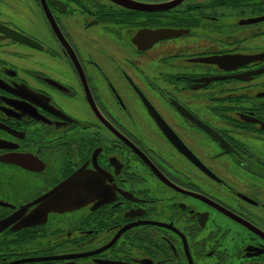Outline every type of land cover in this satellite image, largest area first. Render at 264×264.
I'll use <instances>...</instances> for the list:
<instances>
[{"label": "flooded vegetation", "instance_id": "af4514ba", "mask_svg": "<svg viewBox=\"0 0 264 264\" xmlns=\"http://www.w3.org/2000/svg\"><path fill=\"white\" fill-rule=\"evenodd\" d=\"M120 4L0 0V264H264V0Z\"/></svg>", "mask_w": 264, "mask_h": 264}, {"label": "water", "instance_id": "95a60500", "mask_svg": "<svg viewBox=\"0 0 264 264\" xmlns=\"http://www.w3.org/2000/svg\"><path fill=\"white\" fill-rule=\"evenodd\" d=\"M113 1H115V2H117L119 4L121 3L122 5L124 4L126 6L127 4H129V1H132V0H129L127 2H125L126 0H113ZM226 68L227 69L233 68V66H228ZM261 168H263V167H261ZM262 174H264V173H262ZM62 190H63L62 184H60L59 186L55 187V189L53 191L50 192V196H60ZM70 201H71V204H70L69 201L65 202V201H62V200H56L55 199L54 200V207L56 209H65L67 207H75L73 205L77 204V202H76L77 199L72 198V199H70Z\"/></svg>", "mask_w": 264, "mask_h": 264}, {"label": "rangeland", "instance_id": "374dc122", "mask_svg": "<svg viewBox=\"0 0 264 264\" xmlns=\"http://www.w3.org/2000/svg\"><path fill=\"white\" fill-rule=\"evenodd\" d=\"M249 40H254V41H245L242 45L243 46H255V45H257V43H256V40H255V37H253V38H248ZM220 96V95H219ZM223 97H227L226 95H222ZM221 97V96H220ZM226 99V98H225ZM226 100H228V99H226ZM222 102H224V101H222ZM263 143H264V140H263Z\"/></svg>", "mask_w": 264, "mask_h": 264}]
</instances>
